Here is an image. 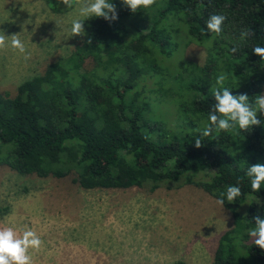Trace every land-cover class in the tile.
<instances>
[{
    "label": "trees",
    "instance_id": "16d2710c",
    "mask_svg": "<svg viewBox=\"0 0 264 264\" xmlns=\"http://www.w3.org/2000/svg\"><path fill=\"white\" fill-rule=\"evenodd\" d=\"M45 2L56 13L69 9ZM113 2L118 20L84 21V41L68 57L19 85L15 97L0 94V164L23 176L74 174L83 190L190 185L218 201L229 185L239 186L241 196L222 205L233 226L220 237L213 264H264V250L247 234L257 214L264 218V185L253 192L246 175L264 165V113L247 131L200 137L219 74L233 95L250 100L258 95L253 82L264 86V60L252 51L264 47V0H156L136 13ZM213 14L227 18L220 36L207 30ZM246 29L254 35L241 40ZM184 39L205 48L206 64L181 59L167 76L160 62Z\"/></svg>",
    "mask_w": 264,
    "mask_h": 264
},
{
    "label": "rangeland",
    "instance_id": "374dc122",
    "mask_svg": "<svg viewBox=\"0 0 264 264\" xmlns=\"http://www.w3.org/2000/svg\"><path fill=\"white\" fill-rule=\"evenodd\" d=\"M76 18L75 7L56 13L45 0H0V31L21 34L30 53L25 60L0 50V94L15 97L19 85L81 45L84 37L70 31ZM187 41L161 60L167 76L181 59L205 66V48ZM92 67L88 60L85 69ZM251 93L264 94V86L253 82ZM74 177L23 176L0 164V227L36 231L44 244L30 252L33 264H213L220 237L233 226L230 212L194 186L83 190Z\"/></svg>",
    "mask_w": 264,
    "mask_h": 264
},
{
    "label": "clouds",
    "instance_id": "9594fccd",
    "mask_svg": "<svg viewBox=\"0 0 264 264\" xmlns=\"http://www.w3.org/2000/svg\"><path fill=\"white\" fill-rule=\"evenodd\" d=\"M67 8H77L78 18L71 21V35H85L84 21L91 18H104L111 22L118 20L117 7L113 0H60ZM122 4L132 13L140 9H147L156 4V0H121ZM226 16L213 14L207 20V30L220 36L223 32V24ZM254 35L251 30H243L240 39L244 40ZM90 43V41H89ZM11 49L24 55V59H30L21 34L6 35L0 31V50ZM237 48L231 49L232 53ZM255 55L264 60V47L256 46L252 49ZM227 77L221 73L216 78V84L211 88L215 103L209 112V123L201 130L200 137L212 136L213 132H228L236 127L247 131L253 126H258L261 121L257 118L258 113H264V94H258L254 100H250L247 94L233 95L231 89L225 87ZM202 146V139L195 138V147ZM246 175L251 178V190L260 192L264 185V165L255 164L248 167ZM241 188L229 185L226 192L220 193L217 201L223 205L225 199L232 203L241 196ZM255 227L248 230V235L261 250H264V218L257 214L254 218ZM44 242L34 229L25 226L18 231L12 226L0 227V264H33L30 252H39Z\"/></svg>",
    "mask_w": 264,
    "mask_h": 264
}]
</instances>
